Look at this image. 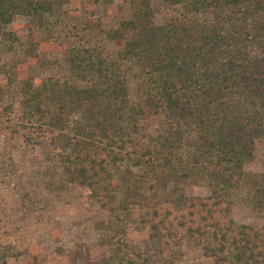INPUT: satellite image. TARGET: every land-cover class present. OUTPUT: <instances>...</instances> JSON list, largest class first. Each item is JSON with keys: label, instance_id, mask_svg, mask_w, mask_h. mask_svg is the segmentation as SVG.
Segmentation results:
<instances>
[{"label": "rangeland", "instance_id": "obj_1", "mask_svg": "<svg viewBox=\"0 0 264 264\" xmlns=\"http://www.w3.org/2000/svg\"><path fill=\"white\" fill-rule=\"evenodd\" d=\"M50 1L52 12L44 15L42 26L29 17L17 15L3 28L10 35L0 37V264H109L113 248L107 241L109 211L116 210L125 196L124 173L138 169L128 161L109 165L110 180L117 193L106 201L110 205L105 207L89 195L82 183L69 182L65 146L75 135V124L85 117L79 109L65 113L60 107L61 99L72 88L92 87L101 80L91 64L75 67L70 62L71 52L86 48L92 51L93 62L101 59L112 65L110 71L125 83L128 107L132 109L123 111L117 121L123 126H137L149 146L172 152L178 168L179 162L198 158L196 122L200 124L213 112L206 111L202 96L197 98L200 112H195L191 119L167 118L152 106L154 86L146 74L149 60L131 59L128 50L132 48H126L138 37V30H124L121 25L132 17L129 0ZM175 1L149 0L150 24L156 27L177 24L190 33V43H200L204 36L221 31L230 40L226 60L264 56V36H259L258 29L261 13L233 15L227 9L196 12L191 9V0ZM113 32L121 33L122 38L111 39ZM148 54L145 49L146 58ZM49 79L59 81L60 85L52 89L44 85L38 99L42 106L35 113L34 106L23 103L28 98L27 91L31 86L42 87ZM230 105V112L240 108L253 110L260 102L246 99L238 92ZM252 152V159L243 169L255 174L256 186L262 188L264 125L261 136L254 138ZM182 172L179 168L180 176ZM194 172L188 180L179 176L180 179L169 182L162 193L178 204L184 203L185 197H208L211 188L208 179ZM243 187L246 189L238 188L235 190L238 195L227 199L229 216L237 225L263 227L264 210L259 211L260 207L253 210L256 196L249 187ZM111 233L110 236L114 231ZM147 236L144 229L130 232L135 243L151 248ZM178 256L175 264H213L195 242L184 246ZM142 260L135 261L138 264Z\"/></svg>", "mask_w": 264, "mask_h": 264}, {"label": "trees", "instance_id": "obj_2", "mask_svg": "<svg viewBox=\"0 0 264 264\" xmlns=\"http://www.w3.org/2000/svg\"><path fill=\"white\" fill-rule=\"evenodd\" d=\"M100 1L108 0H95ZM129 5L132 17L121 25L124 30H138V37L126 48H132L128 50L131 59L149 60L146 74L154 86L152 106L167 118L191 119L198 111L197 98L202 96L206 100L204 108L213 113L211 119L196 122L198 158L179 162L183 171L180 176L172 152L149 146L137 126H123L117 121L123 111L132 109L128 107L125 83L110 71L112 65L101 59L93 62L92 51L86 48L71 52L70 62L75 67L91 64L101 80L92 87L72 88L60 101L65 113L79 109L85 117L73 125L75 135L65 146L69 182L82 183L89 195L105 207L117 193L110 180L109 165L128 161L138 169L124 173L125 196L116 210L109 211L107 232L114 231L107 236L113 244L109 264H137L135 260L140 258L144 260L138 264H175L181 249L193 242L213 264H264V225H237L229 216L227 200L238 195V188L246 189L245 185L256 196L253 210H264V187L256 186L255 174L243 169L253 157L254 138L261 136L264 125V56L226 60L230 40L221 31L204 36L200 43H190V33L177 24H150L149 0H129ZM191 9H227L233 15L261 13L258 29L259 36H264V0H191ZM50 12V0H0V37L10 35L3 28L15 16L29 17L42 26L44 15ZM110 38L121 39L122 34L113 32ZM145 49L149 51L148 58ZM45 84L51 89L60 85L49 79L42 87H30L23 103L34 106L35 113L40 112L42 104L38 99ZM238 92L246 99L258 100L260 106L230 112V103ZM194 171L208 179V197H185L184 203L178 204L162 193L169 182L180 177L188 180ZM142 229L147 232L151 248L139 246L130 238L131 231Z\"/></svg>", "mask_w": 264, "mask_h": 264}]
</instances>
